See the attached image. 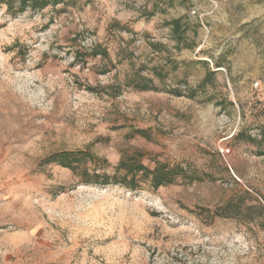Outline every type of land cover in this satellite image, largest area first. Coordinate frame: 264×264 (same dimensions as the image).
Here are the masks:
<instances>
[{
  "label": "rangeland",
  "instance_id": "374dc122",
  "mask_svg": "<svg viewBox=\"0 0 264 264\" xmlns=\"http://www.w3.org/2000/svg\"><path fill=\"white\" fill-rule=\"evenodd\" d=\"M20 1H0V264H264V0ZM130 157L182 172L129 189Z\"/></svg>",
  "mask_w": 264,
  "mask_h": 264
},
{
  "label": "trees",
  "instance_id": "16d2710c",
  "mask_svg": "<svg viewBox=\"0 0 264 264\" xmlns=\"http://www.w3.org/2000/svg\"><path fill=\"white\" fill-rule=\"evenodd\" d=\"M2 1V0H0ZM8 1V0H4ZM57 3L60 0H21L20 1V9L23 10L26 4L29 5L31 9H38L42 8L49 3ZM171 25L173 27V32H183L184 28L180 26L179 19H175L171 21ZM93 55H96V52L92 51ZM148 80H144L142 84H139L137 87L140 90H149L152 88V86L148 85ZM83 157L90 158L87 154V152H61L58 154V156L50 158L48 161L57 162L59 165L73 169L74 165H78V163L81 161ZM94 163L96 164V160H94ZM95 167V166H94ZM121 169H124L125 173L123 174V180L127 179V181L130 183L128 186H126L129 189H133L134 183L136 182V177L138 172L141 173V176H147L148 174L151 175L150 182L153 187H159L167 183L173 182V175L177 173L182 172V168L178 165L173 166V168L169 169L165 164L157 165L154 169L149 170L146 166H144L141 163H136L132 157L128 158V160L122 161L120 160L115 167L116 171H120ZM116 175V173H115ZM108 176L106 174H98L97 171L92 172V176L95 183L101 184V185H107L110 182H115L116 176ZM126 185V184H125Z\"/></svg>",
  "mask_w": 264,
  "mask_h": 264
},
{
  "label": "built area",
  "instance_id": "2783aa9c",
  "mask_svg": "<svg viewBox=\"0 0 264 264\" xmlns=\"http://www.w3.org/2000/svg\"><path fill=\"white\" fill-rule=\"evenodd\" d=\"M255 86H257V82H255V84H254Z\"/></svg>",
  "mask_w": 264,
  "mask_h": 264
},
{
  "label": "crops",
  "instance_id": "0c3cea01",
  "mask_svg": "<svg viewBox=\"0 0 264 264\" xmlns=\"http://www.w3.org/2000/svg\"><path fill=\"white\" fill-rule=\"evenodd\" d=\"M183 28L185 29V27H182V29H183ZM183 31H184V30H183ZM181 32H182V31H181Z\"/></svg>",
  "mask_w": 264,
  "mask_h": 264
}]
</instances>
